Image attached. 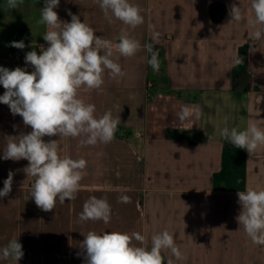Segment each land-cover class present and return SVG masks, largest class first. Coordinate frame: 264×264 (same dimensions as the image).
<instances>
[{
    "label": "crops",
    "instance_id": "crops-1",
    "mask_svg": "<svg viewBox=\"0 0 264 264\" xmlns=\"http://www.w3.org/2000/svg\"><path fill=\"white\" fill-rule=\"evenodd\" d=\"M131 2L143 10L144 22L135 29L114 18L109 22L96 0H60L54 9L61 21L71 22V12L113 44L122 30L141 43L132 57L114 54L125 73L122 78L105 73L100 89L79 90L80 98L95 105L97 117L109 110L120 117L110 143L82 146L80 138L43 137L45 142L57 140L62 157L87 161L74 200L57 201L48 212L36 206L31 197L35 177L24 171L28 161L2 159L7 137L32 129L0 103V190L9 171L14 173L12 191L0 198V248L16 238L24 252L18 264H85L80 244L89 231L138 232L150 249L152 235L167 230L185 259L162 250L165 264L168 259L174 264H264V246L253 244L236 220L241 211L238 191L214 189V175L222 169L223 150L230 143L221 130H246L249 122L264 129V39L256 41L251 35V0ZM233 3L244 15L238 23H229ZM44 4L24 0L13 10L7 0H0V67L34 71L25 55L48 46L43 40L47 26L38 23ZM153 31L160 33L154 43L158 72L148 64L151 54L143 47L153 43ZM21 40L25 48L9 46ZM245 44L248 72L234 77ZM4 92L0 85V95ZM182 105L202 106L201 119L179 123ZM246 161L245 190H264V145L256 156L247 153ZM121 195L131 202H119ZM92 196L107 198L109 223L79 222L83 204Z\"/></svg>",
    "mask_w": 264,
    "mask_h": 264
},
{
    "label": "clouds",
    "instance_id": "clouds-1",
    "mask_svg": "<svg viewBox=\"0 0 264 264\" xmlns=\"http://www.w3.org/2000/svg\"><path fill=\"white\" fill-rule=\"evenodd\" d=\"M23 3L24 0H7V7L14 10ZM96 3L109 22L114 18L131 29L144 22L143 10L131 0H96ZM59 4L60 0H45L44 7L40 9L38 23L47 26L43 40L48 46H40L39 54L35 50L26 53L25 63L30 64L34 71L0 67V85L5 89L0 95V103L8 105L11 113L21 116L24 125L32 129L18 137H7L2 159L28 161L24 171L27 177H35L31 197L45 212L52 211L57 201L63 204L66 199L76 198L87 161L62 157L57 140L45 142L43 137L80 138L82 146L110 143L119 130L120 117H113L110 110L97 117L95 105L80 98L79 90L82 87L90 91L100 89L105 73L113 79L122 78L125 73L116 59L132 57L141 49V43L127 31L122 30L118 43L113 44L97 36L91 26L71 12L68 13L71 22L61 21L54 11ZM251 10L254 15L248 23L255 29L251 35L254 40L261 41L264 39V0H251ZM229 15V23L244 19L241 7L235 3L231 5ZM159 37L160 33L153 31V43L143 45L151 54L148 64L157 72L159 52L154 50V43ZM9 46L25 48L23 40L12 41ZM114 54H119V57L114 59ZM242 61L240 57L236 63ZM202 115V106L182 105L177 118L179 123H184L188 119L198 121ZM220 135L236 148L246 150L250 157L256 156L257 148L264 145V129L255 122H249L246 130L242 131L224 127ZM13 175L10 170L0 190V198L12 191ZM237 195L241 205L236 217L238 224L243 226L253 244L264 246V190L247 188L238 191ZM119 202L130 203L131 198L121 195ZM111 212L106 197L92 196L83 204L79 222L91 220L107 224ZM133 240L141 246H136ZM145 243V236L138 232L89 231L80 247L85 253V264H165L162 250H170L176 260L185 259L167 230L152 235L150 249L144 246ZM23 256V246L16 238L0 248V261L12 260L18 264ZM166 264L174 262L168 259Z\"/></svg>",
    "mask_w": 264,
    "mask_h": 264
},
{
    "label": "trees",
    "instance_id": "trees-1",
    "mask_svg": "<svg viewBox=\"0 0 264 264\" xmlns=\"http://www.w3.org/2000/svg\"><path fill=\"white\" fill-rule=\"evenodd\" d=\"M243 61L234 68V77L244 76L249 68V45L239 49V58ZM246 155L247 151L236 148L231 143L223 150L222 169L214 175V189L240 191L246 188Z\"/></svg>",
    "mask_w": 264,
    "mask_h": 264
}]
</instances>
